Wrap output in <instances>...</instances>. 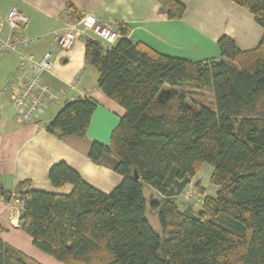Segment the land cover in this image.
<instances>
[{
  "label": "trees",
  "instance_id": "1",
  "mask_svg": "<svg viewBox=\"0 0 264 264\" xmlns=\"http://www.w3.org/2000/svg\"><path fill=\"white\" fill-rule=\"evenodd\" d=\"M229 1L264 30V0ZM158 3L170 21L184 15L177 0ZM66 13L78 21L72 4ZM127 32L118 25L122 38L110 48L84 39V62L97 72L98 88L124 110L110 144L92 142L88 158L112 157L121 182L106 195L65 163L53 165L50 184L71 185V192L19 183L20 230L60 264H264V35L245 52L222 37L220 60L191 62L134 44ZM96 107L92 100L67 101L46 130L83 138ZM204 164L212 168L214 197L197 182L186 199ZM143 185L160 196L149 209L161 237L145 218ZM0 264L40 263L0 239Z\"/></svg>",
  "mask_w": 264,
  "mask_h": 264
},
{
  "label": "crops",
  "instance_id": "2",
  "mask_svg": "<svg viewBox=\"0 0 264 264\" xmlns=\"http://www.w3.org/2000/svg\"><path fill=\"white\" fill-rule=\"evenodd\" d=\"M177 1L185 6L184 15L170 21L158 0H0V17L4 18L9 10L16 8L28 19L24 35L36 42L24 49V53L33 54L36 59L47 51L52 53V69L42 78L53 90L64 93L62 102L43 107L34 124L16 120L8 99L0 95V239L4 243L36 260L22 248L31 244V239L19 228L21 203L16 196L17 186L29 182L31 190L69 194L71 185L54 188L50 184L48 171L53 165L65 163L83 182L106 195L121 182V177L114 172L116 161L112 157L104 155L97 163L88 158L92 142L110 144L111 134L124 114L123 108L98 88L97 72L84 62V39L89 37L77 38L66 53L58 50L51 40L53 32L63 31L74 22L66 13L67 3L76 10L78 21L90 16L117 32L118 25H125L128 28L125 38L130 42L142 43L159 54L191 62L220 60L217 41L222 37L230 38L242 52L255 49L263 38L264 30L252 14L229 0ZM17 67L15 54L2 58L0 90ZM77 99L97 104L85 137L61 139L47 132L46 127L64 103ZM194 184L192 180L187 191ZM1 193L10 195V199L5 201ZM144 197L146 215L149 201L158 200L160 196L147 186V197ZM42 259L36 261L60 264Z\"/></svg>",
  "mask_w": 264,
  "mask_h": 264
},
{
  "label": "built area",
  "instance_id": "3",
  "mask_svg": "<svg viewBox=\"0 0 264 264\" xmlns=\"http://www.w3.org/2000/svg\"><path fill=\"white\" fill-rule=\"evenodd\" d=\"M28 19L16 8L0 17V61L6 55L15 54L18 67L15 74L3 85L0 94L8 99L16 120L34 124L44 106L60 103L64 93L53 90L42 78L50 72L54 64L51 52H45L40 59L33 54H25L24 49L36 42L24 35ZM89 37L100 41L108 48L114 46L120 35L110 26L99 24L94 18L86 16L77 22L70 23L63 31L53 32L51 40L55 47L66 53L70 51L77 38ZM185 198L190 199L189 191ZM18 203L17 199H14Z\"/></svg>",
  "mask_w": 264,
  "mask_h": 264
},
{
  "label": "rangeland",
  "instance_id": "4",
  "mask_svg": "<svg viewBox=\"0 0 264 264\" xmlns=\"http://www.w3.org/2000/svg\"><path fill=\"white\" fill-rule=\"evenodd\" d=\"M1 97H3V96L1 95ZM175 108H176V100L172 101L169 104L168 111L173 114L175 112ZM211 173H212V168L209 165L204 164V166L201 168L199 173L194 177L193 183L199 182L201 187L205 190L206 196L214 197L216 188L213 185H211V183H210ZM142 190H143L144 195L147 197V185H143ZM179 199H180V201L181 200L184 201V199L181 197ZM193 206L195 208H197V207H199V204L194 203ZM145 218L147 219L150 227L161 237L162 231H161V228H160V225L158 222L157 214L150 212L149 203H148V212L145 215ZM22 248L24 250H26L27 252H29L33 256V258H35L36 260H39V261L42 260L43 261L42 257H44L45 259H48L50 261L57 263V261H55L51 257L43 254L42 252H40V251L36 250L34 247H32L30 242L26 247H22Z\"/></svg>",
  "mask_w": 264,
  "mask_h": 264
},
{
  "label": "water",
  "instance_id": "5",
  "mask_svg": "<svg viewBox=\"0 0 264 264\" xmlns=\"http://www.w3.org/2000/svg\"><path fill=\"white\" fill-rule=\"evenodd\" d=\"M133 177H134V179H138V175H137L136 171H133Z\"/></svg>",
  "mask_w": 264,
  "mask_h": 264
}]
</instances>
